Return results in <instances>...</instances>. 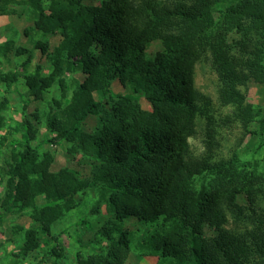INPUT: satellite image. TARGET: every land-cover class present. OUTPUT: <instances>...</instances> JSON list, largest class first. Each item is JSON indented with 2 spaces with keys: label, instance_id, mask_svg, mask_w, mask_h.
<instances>
[{
  "label": "trees",
  "instance_id": "trees-1",
  "mask_svg": "<svg viewBox=\"0 0 264 264\" xmlns=\"http://www.w3.org/2000/svg\"><path fill=\"white\" fill-rule=\"evenodd\" d=\"M224 1L24 2L35 12L34 32L61 39L52 53L48 41L36 42L35 49L49 58L52 70L43 75L38 65L25 77L31 97L43 100L66 72L86 76L72 98L61 83L64 108L50 109L46 118L48 129L72 144L69 154L94 160L78 188L97 192L92 214L101 213L104 204L110 216L106 230L93 241L102 249L80 257L79 264H127L132 240L123 226L128 219L155 227L140 245L142 255H160L174 264H264V173L242 167L238 158L216 160L212 155L220 128L236 122L247 127L259 117V111L237 97L240 87L264 84V0H237L214 25V10ZM10 3L16 0H0L2 13ZM231 33L240 36L232 44ZM1 51L26 56L24 67L33 60L31 52L14 42ZM203 61H210L225 103L233 105L231 117L217 119L211 100L196 89V65ZM16 79L14 74L6 81ZM114 83L124 93H115ZM142 99L150 110L142 107ZM7 108L8 101L0 100V131ZM92 117L100 124L84 133L82 127ZM203 120L208 156L196 160L189 138ZM261 128L264 137V122ZM20 129L22 151L0 166L7 177L0 224L16 209L33 211L31 218L47 238L26 231L20 247L26 257L58 243L51 236L53 226L79 204L53 183L52 157L40 156L34 146L37 131L26 121L16 131ZM58 177L75 180L65 173ZM40 196L46 200L43 205L36 204ZM78 224L94 231L88 221ZM50 253L63 257L57 247Z\"/></svg>",
  "mask_w": 264,
  "mask_h": 264
},
{
  "label": "rangeland",
  "instance_id": "rangeland-1",
  "mask_svg": "<svg viewBox=\"0 0 264 264\" xmlns=\"http://www.w3.org/2000/svg\"><path fill=\"white\" fill-rule=\"evenodd\" d=\"M25 1L16 0V3L5 5L3 8L5 13L0 10V100L8 101V108L4 111L5 127L0 131V166L3 159L11 158L13 154L22 151L23 130L16 131V128L25 121L29 122L37 131L34 146L39 147V155L49 154L52 157L50 173L53 175V183L60 188L64 197L74 199L79 206L68 212L53 226L51 236L56 238L58 243L52 241L49 245H43L26 257H23L20 252L26 231L36 230L39 231L40 237H47L40 232L39 224L31 218L33 214L31 209H16L7 214L3 219V226L0 224V264H12L15 261H19V264H79L80 257L87 259L95 251L98 252L102 249V246L93 244V241L99 238L97 234L106 230V221L110 216L107 215L104 204L101 205V213L92 214L91 210L96 206L98 200L97 192L91 188L82 190L78 188V181L89 177L94 160L82 154H69L68 149L72 144L68 141H60L57 134L48 129L46 118L50 109L64 108L65 98L61 83L65 84L67 98H72L78 86L86 80V76L80 72H66L44 94L43 100L36 101L31 97L25 77L32 74L38 65L42 66L43 75H48L52 70L49 58L42 56L40 51L35 49L36 42L48 41L52 53L61 39L59 36H45L34 32L35 12L24 3ZM101 1L85 0L87 4L93 5H99ZM233 2H237V0H226L216 6L211 19L212 24L220 23L223 12ZM229 36L230 44H232V40L240 39L236 33H231ZM7 42H14L17 47L32 53L33 60L29 67L23 66L26 56L18 57L12 52L5 54L1 51ZM14 74L17 76L14 82L6 81V78H13ZM195 86L200 93L211 100L217 119L223 120L232 116L233 105L225 103V96L219 87L218 76L210 61H203L196 65ZM112 89L117 94L124 93V89L118 83H114ZM239 90L237 98L242 100L241 97H243L245 104L252 105L256 111L260 112L259 117L247 127L236 122L220 128L217 145L214 146L212 155L216 160L238 158L242 167L264 173V137L260 136L261 122H264V84L252 82L245 87H240ZM100 95L97 92L96 98H99ZM109 99L113 103H118V100H113L111 97ZM119 103L121 102L119 101ZM141 105L145 110H150L145 99L141 100ZM99 124L98 118L92 117L84 124L82 130L84 133H91ZM205 126V121H200L196 134L189 138L190 149L196 160L208 156ZM60 173L70 174L75 180L73 178L61 179L58 177ZM6 181L7 177L0 171L1 212H3L1 208L7 194ZM208 181L206 180V183ZM45 203L46 200L43 196L36 200L37 205ZM82 220L92 223L94 231L89 232L84 225H79L78 223ZM123 229L131 233L132 240V251L127 264H174V261H164L160 255H142L144 251L141 250L140 245L143 244L147 236L153 233L154 226L144 224L137 219H128L125 221ZM86 245L89 246L86 247ZM53 247H57L62 258L53 257L50 253V249Z\"/></svg>",
  "mask_w": 264,
  "mask_h": 264
}]
</instances>
